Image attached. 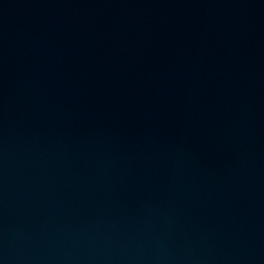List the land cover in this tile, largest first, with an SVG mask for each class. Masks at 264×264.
<instances>
[{
	"label": "water",
	"instance_id": "obj_1",
	"mask_svg": "<svg viewBox=\"0 0 264 264\" xmlns=\"http://www.w3.org/2000/svg\"><path fill=\"white\" fill-rule=\"evenodd\" d=\"M0 264H264V0H0Z\"/></svg>",
	"mask_w": 264,
	"mask_h": 264
}]
</instances>
